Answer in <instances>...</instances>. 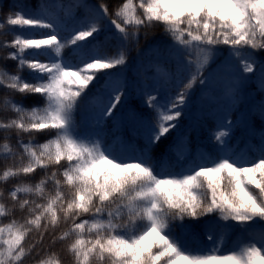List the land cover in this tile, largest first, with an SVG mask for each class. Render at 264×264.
Returning a JSON list of instances; mask_svg holds the SVG:
<instances>
[{
    "label": "snow or ice",
    "instance_id": "1",
    "mask_svg": "<svg viewBox=\"0 0 264 264\" xmlns=\"http://www.w3.org/2000/svg\"><path fill=\"white\" fill-rule=\"evenodd\" d=\"M0 14V264H264V0Z\"/></svg>",
    "mask_w": 264,
    "mask_h": 264
},
{
    "label": "trees",
    "instance_id": "2",
    "mask_svg": "<svg viewBox=\"0 0 264 264\" xmlns=\"http://www.w3.org/2000/svg\"><path fill=\"white\" fill-rule=\"evenodd\" d=\"M2 2L5 5H7V4L12 3V0H2ZM27 2L35 5L37 3V0H27ZM5 11H6V9H5ZM2 18H3V14H0V19H2ZM162 37H163V32H162V30L160 28H155V29L149 30L147 39H145L143 33H141V40H140L141 50L146 49L150 44L154 43L156 40L161 39ZM0 39H8V40H10V39H12V35L9 34V35H6V36H2V37H0ZM9 51H11V49H9ZM130 55H131V57H135L136 56V52L133 50ZM9 63H13V62H9ZM24 75H27V71H25ZM256 127H257V129L260 128L259 121H257ZM204 135L206 136L207 133H204ZM236 135H239V132H237ZM177 171H178V169H177ZM237 235L238 234H230V236L228 238V242L225 245V249L231 247L232 243L237 239ZM207 243L208 242L206 241V239H204L203 237L200 238V244H207ZM197 246L198 245L196 243H194L192 241H189V247L195 248Z\"/></svg>",
    "mask_w": 264,
    "mask_h": 264
}]
</instances>
